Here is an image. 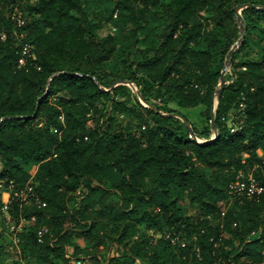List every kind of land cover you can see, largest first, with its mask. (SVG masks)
Wrapping results in <instances>:
<instances>
[{"label": "trees", "instance_id": "1", "mask_svg": "<svg viewBox=\"0 0 264 264\" xmlns=\"http://www.w3.org/2000/svg\"><path fill=\"white\" fill-rule=\"evenodd\" d=\"M247 5L242 33L233 9ZM262 9L264 0H0V182L35 195L8 206L11 223H28L17 234L28 264L262 257L264 192L231 190L248 173L264 188V47L248 57L264 41ZM104 24L114 31L101 37ZM100 102L111 107L104 118ZM198 107L202 129L180 113Z\"/></svg>", "mask_w": 264, "mask_h": 264}, {"label": "rangeland", "instance_id": "2", "mask_svg": "<svg viewBox=\"0 0 264 264\" xmlns=\"http://www.w3.org/2000/svg\"><path fill=\"white\" fill-rule=\"evenodd\" d=\"M100 6H101L100 10H104L106 8L105 5H100ZM98 10H99V7H98ZM113 31H114V29L109 24H104L103 28H101L99 30V35L101 37H103V36H106L107 34L113 32ZM252 45H253V43L250 44L251 51L249 50V52H248V57H251V58L254 56V52L256 51V49L259 53L260 48L264 47V41H263V43L260 44V46H258V48H255ZM237 62H239V59ZM229 74H230V70L228 67L225 71L224 76L229 75ZM224 83L227 84V81L225 80ZM126 86L130 90V96H131L132 100H134L137 97L138 88L134 87L131 84H126ZM218 89H219V87H218ZM139 102L141 105L145 106L142 103V101H139ZM154 103L157 106L162 107V103L159 100L154 101ZM214 104H216V101ZM98 106L100 107V110H101V116H102V118H104L106 110L107 109L110 110L111 107L109 108L107 106V104L104 102H100L98 104ZM130 106H131V104H126L127 108H129ZM168 108L171 110H177V108L174 105H169ZM204 110L205 109L198 107V108H195L192 110H181V112L188 117L191 124H193L198 129H202L208 125L207 121L205 120V117L203 116ZM114 114H115V116L119 122H126L127 121V118L124 114H120V113H114ZM161 114H164V113H161ZM258 154H259V156L262 155L260 151H258ZM0 171H1V168H0ZM6 198H7L6 196H4V195L2 196V194L0 193V202H1V200H6ZM110 200H112L114 202L116 201V199L114 197H110ZM230 201H231V199H228V202H230ZM183 208H184V210H188L189 213H191V214H193L195 211L194 207H189L187 202L184 203ZM5 218L7 220V216L5 217V215H2V217H0V246H2V248L5 249L4 254L0 255V264H28L27 260L21 257L20 248L14 249V247H13L14 245L12 244V238L14 237V233L12 232V229H11V228H13V226L18 228L19 226L21 227V226L27 225L28 223L26 222V223H23L22 225L16 226L15 224H13L11 222L8 224L5 220ZM235 243H236L235 245L238 244V242H235ZM79 244H80V246H82L83 245L82 241H80ZM115 251H116V247H112L110 249V251L108 252V255H113L115 253Z\"/></svg>", "mask_w": 264, "mask_h": 264}, {"label": "built area", "instance_id": "3", "mask_svg": "<svg viewBox=\"0 0 264 264\" xmlns=\"http://www.w3.org/2000/svg\"><path fill=\"white\" fill-rule=\"evenodd\" d=\"M29 52H30V48L26 47L24 48L22 55L25 56L29 54ZM19 64L20 65L23 64V59L19 60ZM2 187H3V184L0 182V193L2 194V196L4 195L7 198L6 200H1L2 206L0 208V214L5 215V217L7 216V220L6 218L5 220L9 224L11 222L10 221L11 219L8 217L9 216L8 206L11 203V201L16 200L17 202L21 204L27 205L29 204L32 198H35V195L33 193L31 186L29 185H27L23 190L19 192H15L13 194L10 191L12 189V186H9L8 190H3ZM231 190H232V196L235 198H239V199L240 198L251 199L255 196L261 195L264 192V188L262 187V185L258 181H256L250 173H248L247 176L245 177L241 175L236 177L235 182L231 186ZM11 229H12V232L14 233V237L12 238V244L14 245L13 247L14 249H18L19 248V238L17 234L21 231V228L20 226L18 228L13 226V228ZM46 233H47L46 229H41L38 232V237H41L43 234H46ZM149 236L153 238L154 241L162 237L161 234H154L152 231L149 232ZM164 237L165 239H170L168 235H165ZM170 242L172 244L177 243L182 248L185 247V243L180 242L178 238L170 239ZM109 256L117 257L118 256L117 251H115L113 255H109ZM75 264H83V263L81 261H77ZM218 264H244V263H242V258H240L239 260H235L234 257H231L227 259L226 261L218 262ZM253 264H264V254L259 260H257V262H254Z\"/></svg>", "mask_w": 264, "mask_h": 264}, {"label": "water", "instance_id": "4", "mask_svg": "<svg viewBox=\"0 0 264 264\" xmlns=\"http://www.w3.org/2000/svg\"><path fill=\"white\" fill-rule=\"evenodd\" d=\"M245 8L252 9L253 7L247 5V6H237V7H235V8L233 9V12H234V14L236 15L237 22H238V24H239V26H240V29L242 30V33H243V27H242V23H241L240 11L243 10V9H245ZM262 10H264V9H262ZM242 38H243V34H242L241 39H240V40H239V41H238V42L232 47V49L229 51L228 55L226 56L225 66H224V69H223L222 72H221L220 85H219L218 95L221 94L222 89H223V87H224L223 77H224V74H225L226 69L229 67L230 56H231L232 52L237 48L238 44L241 43ZM152 110H153L156 114H159V115H161V116H167V115H164V114L159 113L156 109H152ZM210 118H211V122H210V124H211V128L214 129V122L212 121V112H211V114H210ZM186 126L189 128V126H188L187 124H186ZM191 136H192V134H191ZM216 138H217V136L214 135V137H213L212 140H210V141H213V140H215Z\"/></svg>", "mask_w": 264, "mask_h": 264}, {"label": "crops", "instance_id": "5", "mask_svg": "<svg viewBox=\"0 0 264 264\" xmlns=\"http://www.w3.org/2000/svg\"><path fill=\"white\" fill-rule=\"evenodd\" d=\"M180 113L183 114V113L181 112V110H180ZM183 115H184V114H183Z\"/></svg>", "mask_w": 264, "mask_h": 264}]
</instances>
